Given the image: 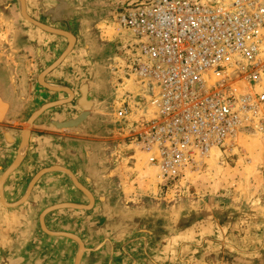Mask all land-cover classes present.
<instances>
[{
  "label": "built area",
  "instance_id": "2783aa9c",
  "mask_svg": "<svg viewBox=\"0 0 264 264\" xmlns=\"http://www.w3.org/2000/svg\"><path fill=\"white\" fill-rule=\"evenodd\" d=\"M115 12L134 35L124 76L141 89L129 137L161 189L201 172L245 128L264 127V0H117Z\"/></svg>",
  "mask_w": 264,
  "mask_h": 264
},
{
  "label": "crops",
  "instance_id": "0c3cea01",
  "mask_svg": "<svg viewBox=\"0 0 264 264\" xmlns=\"http://www.w3.org/2000/svg\"><path fill=\"white\" fill-rule=\"evenodd\" d=\"M9 1L12 0L0 1V112L10 113L7 116L8 122L0 123V126L15 131L14 134L21 140L25 122L35 107L67 96L65 92L43 87L39 83V74L42 71L41 67L50 66L64 52L68 42L63 36L48 33L25 19L19 12L17 4L15 2L8 4ZM27 1L30 14L46 22L45 17L37 16V7L35 5L31 7L32 1ZM93 2L94 0L92 10L95 8ZM93 45L96 47L94 43ZM38 49L43 52L40 63L36 57ZM84 53L78 41L77 47L62 61L57 70L46 76V82L52 85L67 84L63 80L66 78L79 84L84 77L89 76L91 70L88 65L89 58ZM106 67L107 65L105 69ZM104 84L103 105L106 91ZM136 89L140 94L139 86ZM127 100L133 109V100L130 96ZM62 108H55L49 112L50 115H43L31 128L27 153L20 166L9 175L5 183V201L8 203L21 201L29 182L41 168L51 165L68 167L94 193L93 207L91 209L66 207L53 211L45 216L47 226L55 231L68 230L92 247L98 245L101 239L115 237L117 233L122 237L131 238L130 232L140 230L138 224L142 222L141 215L144 212L142 208L144 197L140 191H158L160 172L150 166L151 171L147 173L144 166L148 164L139 146L134 141L127 144L130 149L129 155L123 156L120 161L124 164L126 158L130 159L134 166L128 167L138 176L137 180L133 181L137 182L134 186L135 195H132L134 189L132 185L126 188L124 194L123 181L117 177L119 167L115 166L121 155L117 156V151L113 150V143L110 145L108 141L110 133L107 132L111 130H106L109 119L105 114V105L103 118L96 125L97 130L90 135L81 133L79 128H56L50 122V117ZM111 120L114 121L112 118ZM4 139L5 137L0 134V161L5 155L9 158ZM16 146L12 150L10 161L16 156ZM142 181L145 184L141 185ZM21 187H24L23 190ZM85 196L81 190L75 188L66 173L53 172L42 176L27 199L20 204L7 207L0 200V247L2 246L1 250L5 252L4 258L19 260L21 264H75L79 249L77 241L68 236L46 233L41 227V214L47 207L65 199L79 205L89 204ZM117 214L128 216L131 220L119 218L112 221ZM130 225L133 227H129ZM124 248H121V254H129ZM108 254L113 255V258L109 259L112 263L118 252L114 248L112 254L109 248ZM101 259L98 254L90 252L84 255L81 264H105Z\"/></svg>",
  "mask_w": 264,
  "mask_h": 264
},
{
  "label": "rangeland",
  "instance_id": "374dc122",
  "mask_svg": "<svg viewBox=\"0 0 264 264\" xmlns=\"http://www.w3.org/2000/svg\"><path fill=\"white\" fill-rule=\"evenodd\" d=\"M116 3L94 0L86 29L107 58L106 130H111L107 132L109 144L121 155L115 166L126 194L127 187L137 185L133 181L138 175L128 167L134 166L130 159L124 160L125 165L120 160L129 155L127 144L133 141L129 125L143 112L136 106L140 101L138 84L124 76L122 47L133 41L134 35L117 25ZM129 96L133 111L126 118L119 110L125 102L130 103ZM206 161L201 172L185 178L179 187L140 191L144 212L138 224L139 237L119 241L112 264H264V127L245 128L231 148L217 151ZM144 170L150 172V165ZM121 248L129 254H121ZM100 258L110 264L109 257Z\"/></svg>",
  "mask_w": 264,
  "mask_h": 264
},
{
  "label": "water",
  "instance_id": "95a60500",
  "mask_svg": "<svg viewBox=\"0 0 264 264\" xmlns=\"http://www.w3.org/2000/svg\"><path fill=\"white\" fill-rule=\"evenodd\" d=\"M1 1V0H0ZM32 5L37 7L36 14L37 16H43L46 18V22L39 20L38 18L32 16L29 12V4L27 0H12L8 4L15 2L18 6L19 12L21 15L32 22L33 24L39 26L44 31L63 36L68 45L65 48L64 52L50 65L47 67H41L42 71L39 74V83L50 90L57 92H65L66 97L49 101L41 106L34 108L29 118L25 122V129L22 133V138L19 140L15 131H11L8 127L0 126V134L5 137L4 146L8 149V157L11 159L13 155V148L19 143L16 156L12 162L4 163L0 165V200L2 204L7 207H13L20 204L22 201L26 200L29 193L31 192L34 185L38 182L42 175L47 171H66L69 170L62 166H54L50 169H42L31 179L28 186L26 187V192L22 197V200L16 203H8L5 201V183L9 175L15 171L23 161L29 145V138L31 135V128L35 123L43 116L50 115L51 110L55 108L63 107L59 112H55L50 117V122L59 129L62 128H79L80 132L83 134H93L94 130H97V123L103 118L104 115V105L102 100V91L104 84V71L106 66L107 58L100 53L97 48L93 45L90 36L87 33L86 23L89 10H92V1L93 0H31ZM40 14V15H39ZM78 41H80L82 48L84 49V54L89 58L88 65L91 67L89 71V76L84 77L79 84L75 80H63L67 84L61 85H52L46 82V76L51 72L57 70L62 61L77 47ZM36 57L40 63L43 59V52L41 49H38L36 52ZM88 71V70H87ZM86 71V72H87ZM71 105V106H67ZM67 107V108H66ZM77 110V111H75ZM75 111V112H73ZM69 112H72L70 114ZM9 111L0 112V123L8 122ZM68 115L64 118V116ZM20 141V142H19ZM77 186L82 189L86 194H89L85 186H83L77 180L75 181ZM24 187H21L23 190ZM91 202L93 203L94 199L91 197ZM64 205L60 204L54 208H48L44 210L41 214V225L43 230L53 235H63L68 236L77 241L79 244L78 253L75 259V264H81L85 254L93 252L101 257L106 256L109 259L113 258V255L108 254L109 248L112 251V254L117 250L119 241L125 239L126 237L120 236L119 233L115 237H106L101 239L100 243L95 246L86 245L85 242L77 237L74 234H68L62 231H51L47 228L45 224L46 214L58 207H63ZM77 208H90V206L71 204ZM121 219L131 220L128 216L117 214L112 221ZM133 227V226H129ZM120 232V231H119ZM122 233V232H120ZM132 237H138L140 231L130 232ZM102 236V235H101ZM112 236V235H111ZM136 237V238H137ZM114 238V239H112ZM135 238V240H136ZM146 242V240H145ZM0 247V264H21L19 260H11L5 257V252L1 250ZM8 252L7 250H5ZM7 256V255H6Z\"/></svg>",
  "mask_w": 264,
  "mask_h": 264
},
{
  "label": "flooded vegetation",
  "instance_id": "af4514ba",
  "mask_svg": "<svg viewBox=\"0 0 264 264\" xmlns=\"http://www.w3.org/2000/svg\"><path fill=\"white\" fill-rule=\"evenodd\" d=\"M18 146H19V143L17 144V149H18ZM16 149V150H17ZM5 158H3V159H5V160H1L0 161V165H4V163L6 162V163H9V162H12V161H10V159L9 158H7V156L5 155L4 156ZM54 166H57V165H51V166H46V167H43V168H41V170L42 169H50V168H52V167H54ZM59 166V165H58ZM63 167V166H62ZM65 168H67L68 170H69V172L70 173H68V172H66V171H53V170H51V171H47V172H45L44 173V175L46 176V175H48V174H50V173H53V172H64V173H66V175L69 177V179H71V181L73 182V184H74V186H75V188H77V190L79 189V190H81L82 191V193L84 194V195H86L85 197H87V199L89 200V204H86L85 206H90V208H86V209H91L93 206V204H94V201H93V203L91 202V197H93V199H94V193L89 189V188H87L86 186H85V184L83 183V181L78 177V175L71 169V168H68V167H65ZM40 171V170H39ZM38 171V172H39ZM44 175H42V176H44ZM41 176V177H42ZM78 181V182H80L83 186H85L86 187V189L88 190V192H89V194H86L82 189H80L78 186H77V184L75 183V181ZM97 202V201H96ZM60 204H62V205H64L63 207H58V208H55V209H53V210H51V211H49L46 215H48L49 213H51V212H53V211H58L59 209H62V208H66V207H74V208H77V207H75V206H71V204H79V203H76V202H67L66 201V199L64 200V201H61L60 203H57V204H54V205H52V206H49V207H47L46 209H48V208H54L55 206H57V205H60ZM80 205H82V204H80ZM45 209V210H46ZM79 209H81V208H79ZM119 220H122L121 218L119 219ZM45 224H46V226H47V223H46V218H45ZM41 227H42V225H41ZM47 228L49 229V230H51V231H55V230H52V229H50L48 226H47ZM43 229V228H42ZM45 231V230H44ZM46 232V231H45ZM62 232H66V233H68V234H74V233H72V232H70V231H68V230H62ZM46 233H48V232H46ZM49 234V233H48ZM75 235V234H74ZM109 263H110V260H109ZM110 264H112V263H110Z\"/></svg>",
  "mask_w": 264,
  "mask_h": 264
}]
</instances>
